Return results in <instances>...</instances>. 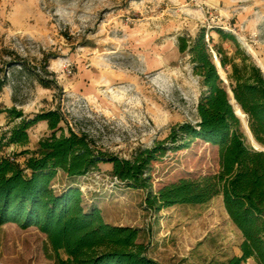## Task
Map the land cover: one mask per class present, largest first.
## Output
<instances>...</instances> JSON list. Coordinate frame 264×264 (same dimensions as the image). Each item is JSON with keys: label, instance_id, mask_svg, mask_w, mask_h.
Listing matches in <instances>:
<instances>
[{"label": "rangeland", "instance_id": "obj_1", "mask_svg": "<svg viewBox=\"0 0 264 264\" xmlns=\"http://www.w3.org/2000/svg\"><path fill=\"white\" fill-rule=\"evenodd\" d=\"M202 28L211 44L229 53L232 43L221 41L214 29L235 35L264 71V0H0V77L6 75L0 109L15 107L26 117L58 110L65 133H85L98 148L131 158L163 141L177 123H195L199 77L177 40ZM235 108L247 142L258 147ZM17 121L0 114V139ZM50 132L40 121L28 130L26 146L5 144L0 156L15 154L23 163L26 156L19 153L34 150ZM218 160V147L201 140L168 150L151 163L152 190L213 174ZM94 171L97 176L77 181L81 191L97 198L104 220L138 228L139 242L157 262L222 264L241 254V232L221 195L150 212L144 190L112 184L110 163ZM72 180L60 172L53 185L61 190ZM44 242L34 226L5 223L0 264H53Z\"/></svg>", "mask_w": 264, "mask_h": 264}, {"label": "trees", "instance_id": "obj_2", "mask_svg": "<svg viewBox=\"0 0 264 264\" xmlns=\"http://www.w3.org/2000/svg\"><path fill=\"white\" fill-rule=\"evenodd\" d=\"M214 31L221 41L232 43V53L219 43L211 44L212 37H206L204 28L177 40L178 51L189 56L199 77L195 123H177L163 141L136 150L131 158L98 148L85 133L71 129L65 133L58 110L26 117L15 107L0 109V114L7 112L12 120L18 119L2 134L0 150L5 144L26 146L28 130L40 121H46L51 131L38 140L34 150L19 153L26 156L23 163L15 154L0 156V226L36 227L45 235L43 252L53 264H161L139 242L138 228L106 222L97 198L85 196L77 185L79 178L97 170L100 163H110L120 185L146 192L144 204L150 212L202 204L221 195L242 235L241 254L222 264H243L247 259L264 264V151L247 142L229 93L247 119L254 140L264 147V72L235 35L220 28ZM5 82L6 75H2L0 90ZM195 140L218 147V170L199 178L182 177L153 191L151 163L168 150L189 148ZM60 172L73 180L56 190L53 181Z\"/></svg>", "mask_w": 264, "mask_h": 264}, {"label": "water", "instance_id": "obj_3", "mask_svg": "<svg viewBox=\"0 0 264 264\" xmlns=\"http://www.w3.org/2000/svg\"><path fill=\"white\" fill-rule=\"evenodd\" d=\"M217 65H218V67L220 68L219 62L217 63ZM260 68H261V67H260ZM220 69H221V68H220ZM261 69H262V68H261ZM262 71H263V70H262ZM263 72H264V71H263ZM229 93H230V98H231L232 103L234 104V106H236V107L240 110L239 106H238V105L235 103V101H234V98H233V95H232L231 90H229ZM240 112H241L242 117L245 118V116H244V114L242 113L241 110H240ZM237 115H238V113H237ZM239 117H240L241 122H242L243 120H242L241 116H239ZM245 120H246V125H247L248 132H249L251 138L254 140V138H253V136H252V133H251L249 127H248L247 119L245 118ZM254 141H255V140H254ZM255 143H257V142L255 141ZM257 145H258V147L254 146V145L252 144V147H253L254 149H256V150H263V151H264V148H262L258 143H257Z\"/></svg>", "mask_w": 264, "mask_h": 264}, {"label": "built area", "instance_id": "obj_4", "mask_svg": "<svg viewBox=\"0 0 264 264\" xmlns=\"http://www.w3.org/2000/svg\"><path fill=\"white\" fill-rule=\"evenodd\" d=\"M97 175H98L97 172L92 171V172L88 173L87 175L82 176L81 178L84 180V179H88V178H91V177H95ZM111 179H112V184L113 185L116 184V183L119 184L118 181H117V178L115 176L112 175Z\"/></svg>", "mask_w": 264, "mask_h": 264}, {"label": "crops", "instance_id": "obj_5", "mask_svg": "<svg viewBox=\"0 0 264 264\" xmlns=\"http://www.w3.org/2000/svg\"><path fill=\"white\" fill-rule=\"evenodd\" d=\"M99 206V205H98ZM100 207V206H99ZM100 209H101V207H100ZM106 221V220H105ZM106 222H108V223H110V224H114V225H125V224H121V223H112V222H109V221H106ZM128 226H130V225H128ZM240 232V231H239ZM237 255H239V254H237Z\"/></svg>", "mask_w": 264, "mask_h": 264}]
</instances>
